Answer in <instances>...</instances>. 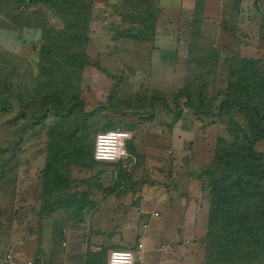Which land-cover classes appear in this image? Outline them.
I'll use <instances>...</instances> for the list:
<instances>
[{
	"label": "rangeland",
	"instance_id": "rangeland-1",
	"mask_svg": "<svg viewBox=\"0 0 264 264\" xmlns=\"http://www.w3.org/2000/svg\"><path fill=\"white\" fill-rule=\"evenodd\" d=\"M154 1L158 42L138 34V0H94L87 45L78 48L50 10L0 0V89L23 94L0 109V254L15 263L107 264L112 250L125 249L136 252L134 264H204L210 195L196 172L218 139L231 140V122L243 126L236 114L217 115L232 65L260 61L264 76V0H203L191 65L193 12ZM204 50L218 53L217 65L201 61ZM185 88L203 91L212 115L185 108L186 98H175ZM78 101L68 128L48 113L39 120L47 107ZM108 127L130 137L121 180L115 164L89 165L95 135ZM255 149L264 153V141ZM143 221L153 233L138 253Z\"/></svg>",
	"mask_w": 264,
	"mask_h": 264
},
{
	"label": "trees",
	"instance_id": "trees-1",
	"mask_svg": "<svg viewBox=\"0 0 264 264\" xmlns=\"http://www.w3.org/2000/svg\"><path fill=\"white\" fill-rule=\"evenodd\" d=\"M157 1L155 0L154 4ZM202 1L196 0L194 6L193 20L196 26L192 27L188 42L186 60L188 65L193 64L198 56L196 48L200 31L196 21L202 18ZM15 2L20 3L19 6L22 7L36 4L50 10L63 24L62 32L70 33L69 40L74 42V45L76 42L78 48H85L87 45L94 0H15ZM138 2L135 7L141 11L136 23L143 28L138 34L143 38L148 34L152 37L150 39L152 43L158 22L156 14L149 15L151 4L148 6L147 0ZM130 16L134 20V16L132 14ZM204 52V56L208 58L201 61L206 64L214 60L217 65L218 53L206 50ZM77 54L80 58L75 61L84 62V53ZM261 66L260 61L242 59L235 61L230 68L227 87L222 94L223 99L217 115L219 117L222 114L227 115L232 119L236 114L242 119L243 126L239 127L236 122H231L229 128L231 140L218 139L212 161L196 172L197 180L202 183L201 189H208L210 195L208 230L203 240L204 264H264V153L255 149L258 143L264 141V76L259 71ZM2 88L0 89L2 111L10 110L11 103L7 96L23 101L22 91ZM202 92L196 94L193 90L185 88L179 91L175 98L184 96L185 108L195 115L208 116L214 104L209 103ZM206 103L209 107L205 105ZM77 108H82L80 101L71 107L58 102L50 110L48 107L44 109L45 114L39 120H44L48 113L52 117L51 120L63 130L72 122L68 119L75 114L73 111ZM177 108L180 114L181 108ZM106 129L103 132L117 131L114 127ZM94 141L89 157L90 167L98 164L93 159ZM118 163L113 170L114 178L121 180L127 171ZM91 263L93 260L89 261V264Z\"/></svg>",
	"mask_w": 264,
	"mask_h": 264
},
{
	"label": "built area",
	"instance_id": "built-area-1",
	"mask_svg": "<svg viewBox=\"0 0 264 264\" xmlns=\"http://www.w3.org/2000/svg\"><path fill=\"white\" fill-rule=\"evenodd\" d=\"M129 134L121 131H107L96 135L94 141L93 159L97 163L117 164L123 160H127L129 155L126 151V143L129 141ZM158 217V214H153ZM146 229V224L142 225ZM144 248V244L139 238L135 245V251L140 252ZM10 256L6 255L5 260H9ZM135 253L131 250L117 249L112 250L109 254L107 264H134ZM30 264V263H29Z\"/></svg>",
	"mask_w": 264,
	"mask_h": 264
},
{
	"label": "crops",
	"instance_id": "crops-1",
	"mask_svg": "<svg viewBox=\"0 0 264 264\" xmlns=\"http://www.w3.org/2000/svg\"><path fill=\"white\" fill-rule=\"evenodd\" d=\"M165 2H167V0L165 1V0H158V6H159V9L160 8H162V10H164V6H165V4H168V6L166 7L165 6V8H166V10L167 11H170V12H172L173 10H175V8H177V9H181V10H191L192 12L194 11V6H195V2H196V0H170L169 1V3H165ZM173 4H175V6H173ZM164 5V6H163ZM173 6V7H172ZM164 20V19H163ZM158 22H160L159 20H158ZM157 22V23H158ZM164 23H165V20L163 21ZM157 24H156V28H157ZM156 31H157V29H155ZM155 31V36H154V38H153V41H152V43H155V42H158V36H156V35H160L158 32H156ZM165 41V40H164ZM185 56H187V50H186V53H185ZM165 57H169V58H171L170 56H167V55H165ZM172 63H170V65H171ZM151 217H153V218H158V217H154L153 216V214L151 215ZM187 221V220H186ZM187 223H189V222H187ZM143 224H146V226H147V228L146 229H143V227L141 226V228H139V230L136 232V236H137V239H141V241L144 243V244H147V240H148V238L149 237H151V235H152V233L153 232H146V230H148V228H149V224H148V222L146 221H143L142 222V225ZM190 224V223H189ZM155 232V231H154ZM146 236V237H145ZM145 241V242H144ZM11 245V244H10ZM116 245H118V246H120V244H116ZM142 252V251H141ZM139 253V252H138ZM135 254H136V252H135ZM6 255H7V253H6ZM5 254H0V264H17V263H15L12 259V257L8 254V256H10L9 258V260H5V256H6ZM45 255V253L43 252L40 256H39V258H38V260L39 261H44L45 259H46V256H44ZM138 256V255H137ZM28 261H30V259L28 260ZM26 262L25 264H29L30 262ZM30 264H32V263H30Z\"/></svg>",
	"mask_w": 264,
	"mask_h": 264
}]
</instances>
